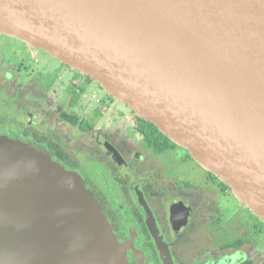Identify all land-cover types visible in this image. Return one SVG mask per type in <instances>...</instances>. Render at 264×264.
<instances>
[{
	"label": "water",
	"instance_id": "95a60500",
	"mask_svg": "<svg viewBox=\"0 0 264 264\" xmlns=\"http://www.w3.org/2000/svg\"><path fill=\"white\" fill-rule=\"evenodd\" d=\"M0 33L100 84L264 221V0H0ZM0 264L129 261L78 173L0 138Z\"/></svg>",
	"mask_w": 264,
	"mask_h": 264
},
{
	"label": "flooded vegetation",
	"instance_id": "af4514ba",
	"mask_svg": "<svg viewBox=\"0 0 264 264\" xmlns=\"http://www.w3.org/2000/svg\"><path fill=\"white\" fill-rule=\"evenodd\" d=\"M8 37L0 33V97L17 98L28 90L37 102L29 101L33 110L25 128H1L0 137L24 142L78 173L129 264H164L158 241L173 264H264V247L247 241L242 221L227 212L233 204L227 184L207 170L198 179L202 168L186 149L170 144L100 84ZM41 109L46 119L34 126ZM166 154L177 168L169 177L160 160L154 168L150 158ZM233 233L240 236L227 241Z\"/></svg>",
	"mask_w": 264,
	"mask_h": 264
},
{
	"label": "rangeland",
	"instance_id": "374dc122",
	"mask_svg": "<svg viewBox=\"0 0 264 264\" xmlns=\"http://www.w3.org/2000/svg\"><path fill=\"white\" fill-rule=\"evenodd\" d=\"M7 41L9 43H12V44L15 43L18 46L22 45L23 48L26 47V43H27L22 39H16V38L14 39V38H10V37H8ZM46 56L48 57V55H46ZM48 58H50V56ZM34 60H37V59H34ZM35 62L36 61L33 62V65L36 64ZM33 96H35V95L33 93H30V91L27 90L17 98H12V99L9 98L7 100H2V98L0 97V129L4 128L7 131H10V130L16 131V130H19V128L20 129L25 128L27 125V122H28V118H29L28 114L30 112H32V110H33L32 106L29 105V101L30 100H32V101L37 100L36 98L34 99ZM50 101H51V99H50ZM36 114H37V116H35L34 120L32 119L34 121V124H35L34 126H36V124H38V123L40 125V123L46 119L47 112L45 109H41V110H39V112H36ZM0 138L12 140L9 137H0ZM12 141H17V140H12ZM17 142L28 145V144L21 142V141H17ZM28 146L32 148V146H30V145H28ZM38 151H40V150H38ZM170 157H171L170 155L166 154V155L161 156L158 159L156 158L157 159L156 160L152 156V157H150V158H152L151 165H153V163H155L154 168H156L157 161L160 160V162L162 163L161 166L164 167L166 170V176L169 177V174L174 175V171L177 172V168H176V164L173 163V161L171 160ZM201 168L203 170L199 169L197 171V173H198L197 178L202 180L203 176L205 177V170L206 169H204L202 166H201ZM195 176H196V174H194L192 172V177H195ZM90 191L93 193L94 197L96 198L95 193L91 189H90ZM231 199H232L233 204L231 206V209H228L229 211H227V212L232 217L234 215H236L234 221H237V220L242 221V225L246 229L245 234H244V235H246V240L247 241L249 240L250 242L256 241V242H258V244L261 247H264V225H263L264 223L262 224V222H264V221L253 218L251 215V214H253L252 211L244 203H242L241 200H239L238 197H236V195L234 193H231ZM97 201H98V199H97ZM100 208H101V206H100ZM218 230L219 229L216 226V230L212 231V233L216 232V235H217ZM206 236H207V232H206ZM239 236L240 235H236L235 233H233L232 235L230 234L227 237V241L230 239H231L230 241H235L234 238H237ZM222 242H224V241H218L217 240V245H220ZM205 243H207V241H205ZM212 245H213V243H212ZM214 245H215V243H214ZM234 261L235 260L233 259L232 264H234Z\"/></svg>",
	"mask_w": 264,
	"mask_h": 264
},
{
	"label": "trees",
	"instance_id": "16d2710c",
	"mask_svg": "<svg viewBox=\"0 0 264 264\" xmlns=\"http://www.w3.org/2000/svg\"><path fill=\"white\" fill-rule=\"evenodd\" d=\"M3 34V33H2ZM6 35V34H5ZM7 36H10V35H7ZM10 37H14V36H10ZM14 38H17V37H14ZM17 39H20V38H17ZM25 41V40H24ZM26 42V41H25ZM28 43V42H27ZM29 44V43H28ZM90 78V77H89ZM91 79V78H90ZM92 80V79H91ZM133 111V110H132ZM134 112V111H133ZM135 113V112H134ZM136 114V113H135ZM140 118V117H139ZM141 119V118H140ZM142 121H144L143 119H142ZM149 126H150V128L151 129H153V130H155L159 135H162V136H164V138H166L167 140H168V142L170 143V144H173V145H178V144H176L175 142H173L167 135H165V134H163L154 124H152V123H148V122H146ZM179 146V145H178ZM159 150H161V149H164V148H158Z\"/></svg>",
	"mask_w": 264,
	"mask_h": 264
}]
</instances>
